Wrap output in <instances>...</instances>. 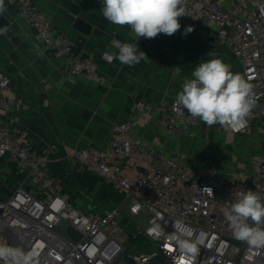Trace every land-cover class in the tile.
Returning a JSON list of instances; mask_svg holds the SVG:
<instances>
[{"label":"built area","instance_id":"built-area-1","mask_svg":"<svg viewBox=\"0 0 264 264\" xmlns=\"http://www.w3.org/2000/svg\"><path fill=\"white\" fill-rule=\"evenodd\" d=\"M33 27L44 52L63 60L61 73L69 78L87 77L92 63L84 58L70 39L45 19L34 0H7ZM185 19L203 18L216 28L212 45H225L240 61L244 76L254 85L257 106L247 127L234 134L249 132L254 120L264 117V0H186ZM103 57H108L103 54ZM11 77L0 70V164L11 158L30 171L43 192L39 198L19 186L0 199V243L21 244L39 251V264H124L131 241L145 238L162 257L173 264L177 254L166 236L175 231L174 222L182 220L192 232L199 254L194 264H264V248L256 249L236 241L228 230L223 208L237 199L240 191L253 190L264 197V157H254V170L222 178L207 165L203 172L188 166V155L165 154L159 144L133 139L131 127L137 117L159 127L168 136H191L203 123L187 110L175 109V99L159 103H136L131 118L111 135L105 151L76 147L68 158H75L106 182L125 193L129 214L149 215L148 226L129 232L121 222V211L84 213L62 196L55 178L46 171L49 154H40L27 143L12 140L6 122L13 116L15 99L8 95ZM53 145L51 150L55 149ZM210 188V191L204 188ZM71 226L81 234L75 241L61 226ZM236 241V242H235ZM135 264H148L138 259ZM2 264V262H0Z\"/></svg>","mask_w":264,"mask_h":264},{"label":"crops","instance_id":"crops-1","mask_svg":"<svg viewBox=\"0 0 264 264\" xmlns=\"http://www.w3.org/2000/svg\"><path fill=\"white\" fill-rule=\"evenodd\" d=\"M34 2L45 19L64 33L77 51L92 63V71L87 77L64 76L61 73L63 60L44 52L37 31L4 0L5 11L1 14L9 26L0 34V70L12 79L8 95L16 103L6 126L22 131V134L12 133L14 142L27 143L33 151L49 154L46 171L55 178L60 193L72 205L84 213H105L119 208L121 222L133 233L136 226L126 218L124 208L129 211V202L125 193L67 155L76 147L105 151L113 132L131 118L136 103L172 101L182 90L184 80L192 78V71L202 61L220 58L231 65L233 72L244 75L242 65L229 47L212 45L216 28L203 18L180 17L181 28L172 36L161 33L155 38L137 41L129 26L113 25L103 17L102 0ZM189 26L193 31L183 35ZM122 43L138 44L148 59L128 66L103 57L106 52H117V45ZM131 136L159 144L165 154L185 153L191 169L203 172L210 165L222 178L237 177L244 170L252 172L253 158L264 157L255 151L264 152V117L254 120L246 134H234L218 124L206 127L201 123L187 137L168 136L145 118L137 117L131 127ZM53 145L56 148L51 150ZM216 146L229 151L228 156L208 154L207 149ZM228 157L235 164L241 163L234 175H225L213 164L225 162ZM243 159L249 167L242 164ZM19 186L39 198L44 197L27 168L14 159H1L0 199L9 197ZM90 197L103 202L90 203L95 210L77 205ZM144 241L148 240L133 239L129 250ZM136 250L141 251V247ZM156 253L161 259H151L148 264H165ZM123 262L135 264L133 259H123Z\"/></svg>","mask_w":264,"mask_h":264},{"label":"clouds","instance_id":"clouds-1","mask_svg":"<svg viewBox=\"0 0 264 264\" xmlns=\"http://www.w3.org/2000/svg\"><path fill=\"white\" fill-rule=\"evenodd\" d=\"M186 0H102L103 17L116 26H129L135 39L155 38L159 34L172 36L180 28L179 18L188 15ZM5 11L0 0V13ZM191 26L183 35L192 32ZM3 30L0 29V34ZM115 53L106 52L109 60L135 66L148 59L138 44L122 43ZM210 54V53H209ZM181 85L173 107L187 110L193 118H199L208 127H221L242 131L257 106L254 85L244 75L232 71L231 65L220 58L199 63ZM206 191L212 190L204 188ZM228 230L236 241L256 249L264 248V197L253 190L240 191L237 199L223 208ZM175 231L166 239L177 254L173 264H194L199 254L197 244L190 238L192 229L182 220L174 222ZM39 251L26 250L21 244L0 243L2 264H39Z\"/></svg>","mask_w":264,"mask_h":264},{"label":"rangeland","instance_id":"rangeland-1","mask_svg":"<svg viewBox=\"0 0 264 264\" xmlns=\"http://www.w3.org/2000/svg\"><path fill=\"white\" fill-rule=\"evenodd\" d=\"M219 149V151L217 152L216 149ZM208 154H214V155H218L221 158H224L226 156H228L229 151H227L226 149H222L219 146L214 147V149L211 147H209L207 149ZM256 153L259 155H264V152L262 150H258L255 149ZM250 158V157H249ZM233 159L228 157V159H225V162L222 163H213L214 165H216L219 169H221L225 175H231V174H235L236 173V168L237 166H240L241 163L240 162H236L237 164L233 163L232 161ZM242 164H244V166L249 167L250 165L246 163V160L243 159L241 160ZM233 163V164H232ZM91 198V197H90ZM80 201V199H78ZM84 201L81 203H77V205L79 204H83V205H87L88 207L84 206L87 210H95L94 208L91 209L92 207L90 206V203H93V201H97V202H103V201H99L97 199H88V201L86 199H83ZM77 202V201H76ZM105 204V203H104ZM81 208V207H80ZM83 208V206H82ZM125 212H126V218L129 220V222H131L133 225L140 227L141 229H146L148 226V219H149V215L147 214L146 211H143L141 214H139L138 216H133L130 215L128 212V208L125 207L124 208ZM66 226H61L59 228V230L61 232H64ZM141 247V251L136 250V248ZM156 248L150 244V242L148 241H144V242H139L137 245H135V248H132L128 251L127 255H126V259H133L134 261H137L138 259H143L145 261L150 262L151 259H161L157 253H156Z\"/></svg>","mask_w":264,"mask_h":264},{"label":"water","instance_id":"water-1","mask_svg":"<svg viewBox=\"0 0 264 264\" xmlns=\"http://www.w3.org/2000/svg\"><path fill=\"white\" fill-rule=\"evenodd\" d=\"M81 24V23H80ZM9 26L8 21L4 18V16L0 13V28L2 30L6 29ZM88 30V29H87ZM66 233L69 237L75 241H79L81 239V234L76 231L73 227L67 226ZM236 242V241H235Z\"/></svg>","mask_w":264,"mask_h":264}]
</instances>
